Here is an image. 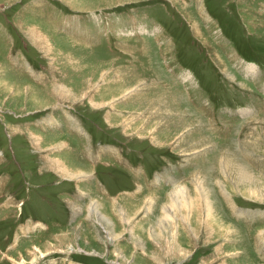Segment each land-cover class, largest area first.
<instances>
[{"label":"rangeland","instance_id":"1","mask_svg":"<svg viewBox=\"0 0 264 264\" xmlns=\"http://www.w3.org/2000/svg\"><path fill=\"white\" fill-rule=\"evenodd\" d=\"M0 264H264V0H0Z\"/></svg>","mask_w":264,"mask_h":264},{"label":"bare ground","instance_id":"2","mask_svg":"<svg viewBox=\"0 0 264 264\" xmlns=\"http://www.w3.org/2000/svg\"><path fill=\"white\" fill-rule=\"evenodd\" d=\"M197 33H199V32H197ZM230 153H232V152H230ZM230 155H232V156H230ZM229 156L230 157H228V156H226V158H225V162H228V164H229V166H231L232 168L234 167L236 170H237V172L239 173V174H245V169H246V166L239 160V158L235 155V154H229ZM230 169V168H229ZM232 172V171H231ZM250 173V172H249ZM236 175V174H235ZM246 176V175H245ZM237 177H239V176H237ZM246 177H248V176H246ZM241 179V178H240ZM183 190V189H182ZM182 192V191H181ZM178 194V193H177ZM176 194V195H177ZM185 195V194H184ZM186 196V195H185ZM179 197V196H178ZM205 198V197H204ZM95 212V213H97L98 211L94 208V207H92V208H90V213L91 212ZM98 214V213H97ZM98 219V221L100 222V223H102V224H105L106 225V221L104 220V218L101 216H99V217H97Z\"/></svg>","mask_w":264,"mask_h":264},{"label":"crops","instance_id":"3","mask_svg":"<svg viewBox=\"0 0 264 264\" xmlns=\"http://www.w3.org/2000/svg\"><path fill=\"white\" fill-rule=\"evenodd\" d=\"M61 28H63V26ZM68 30L69 29H65V32L68 33ZM71 35L78 36L79 38H81L87 44L90 43V38L87 37V35H89V34L87 32L83 31L81 34L79 33V35H77V32H73ZM103 188H104V186H103Z\"/></svg>","mask_w":264,"mask_h":264}]
</instances>
